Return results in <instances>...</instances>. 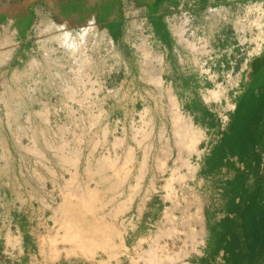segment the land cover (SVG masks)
<instances>
[{"label":"rangeland","instance_id":"obj_1","mask_svg":"<svg viewBox=\"0 0 264 264\" xmlns=\"http://www.w3.org/2000/svg\"><path fill=\"white\" fill-rule=\"evenodd\" d=\"M24 1L0 0V7ZM155 2L39 0L0 23L1 36L6 28L12 31L13 43L1 48L14 47L11 57L17 55L16 18L24 27L30 23L24 29L30 43L22 53L34 56L21 86L17 70L6 64L0 68V122L9 132L7 165L0 168V264H93L88 254L67 251L60 207L66 191H80L79 197L88 187L97 189L95 200L114 206L134 197L131 208L113 216L127 230L133 251L141 238L169 224L170 212L180 217L202 208L205 235L186 259L192 264L223 261L211 259L209 242L212 227L225 214L223 186L234 170L206 174L204 163L250 79V62L264 49V0H164L170 44L153 35L145 14ZM110 14L127 20L118 41L103 23ZM46 21H71L77 31L97 24L99 36L89 38L86 50L94 63L83 74L77 69L80 54L53 40L56 33L44 30ZM144 40L163 56L161 87L146 72L152 66L138 47ZM170 90L186 119L204 133L197 141L200 153L183 148L178 162L180 136L174 133ZM216 90L222 92L219 97L211 93ZM261 133L264 152V126ZM168 139L173 140L171 156ZM130 147L134 154L128 157ZM109 155L111 161L121 158L117 163L101 159ZM120 263L133 264L128 254Z\"/></svg>","mask_w":264,"mask_h":264},{"label":"bare ground","instance_id":"obj_2","mask_svg":"<svg viewBox=\"0 0 264 264\" xmlns=\"http://www.w3.org/2000/svg\"><path fill=\"white\" fill-rule=\"evenodd\" d=\"M44 21L45 20H42V22ZM45 23V31L56 33L53 34V40H57L62 47L71 51L72 54H80L79 60L81 61V67H78L77 69L80 68L79 70L81 71L78 72L79 70L75 69L77 70L76 72L80 75L83 74L88 65L90 68V64L94 63V61H92V58L86 50L89 38L92 35L99 36V28L97 24L92 26L88 25V27H84L81 31H77L73 28L75 23L73 24L71 21H65L62 23L46 21ZM258 24L262 25V21L260 20ZM11 32L12 31H9V29L6 28L4 35L1 36L0 34V50L4 46H10L13 43ZM103 36L105 37L106 34L104 33ZM138 47L142 49L144 55H146V59L148 60L147 63H149L148 66H152L148 69L149 71L147 70L149 67L147 65L145 67L148 76H151V78L160 84L161 87L163 85V56L160 53L153 52L152 47L147 40L141 42ZM13 49L14 47L9 50L0 51V67L11 57ZM147 56L149 58H147ZM74 61L76 62L77 60ZM211 93L214 96L219 97L222 92L216 90ZM168 94H170L169 97L172 98L173 102L171 103L174 104V111L172 110L174 112V115H172L174 121L173 119L172 121L176 126L174 129H177L174 133L176 132L175 134L180 136V139L176 142V146L179 150V157L177 159L178 162L179 159L184 158L183 148H189L191 153H200L197 141L204 136V133L201 129L194 127L191 120L186 119L183 115L180 104L176 96L172 93V90H170V93L168 92ZM170 108L172 109V107ZM162 134L164 135L163 132ZM178 135L176 136L179 138ZM172 141H169L166 146L168 150L170 149V156L174 151ZM133 152V147H130L129 154L127 153L128 157L133 155ZM102 158L103 161L106 160V163L111 161L109 160L111 159L110 155L107 157H101V159ZM119 158H121L120 155L115 156L114 161L111 162L117 163L119 162ZM147 158L148 156L146 154V161H148ZM145 159L143 163H141L143 166L147 163ZM73 160L76 164V161H79L78 158ZM100 162L101 160L99 159V164L102 165L105 163ZM185 163L188 167L193 169L190 162L186 160ZM177 170L176 168L175 170L173 169V171ZM194 170L196 169L194 168ZM75 171H78V168L75 169ZM175 177L177 178V176ZM175 177L174 180L176 179ZM172 179H170L168 185H166L167 188L171 186L173 182ZM138 185H140V183H138ZM96 190V188L88 187V189L85 190L86 192L80 194L81 196L79 197L77 195L80 191L77 193L73 190L71 192L66 191L64 194V199L60 207L63 209L62 212L64 215V239L69 242V246L67 248L68 252L80 251L85 253V255L88 254V257L92 258L93 264H121L120 262L123 254L130 255L133 264H192L187 261L186 258L190 255L195 245L197 246L200 240H203L202 238L205 235L206 218L202 208H197L198 210L195 212L187 213L180 217H174V215L171 216L172 212H170V214L168 211L169 218H166L169 219V224L166 225V227L161 226L155 235H151L149 238H141L133 251L126 242L125 235L127 230H125L121 225H118L117 218L115 219L113 216H117L119 213L131 208L134 197H128L129 200L120 202L119 204H116V202V205L114 206L112 201L101 200L100 202L96 199L99 201L96 202Z\"/></svg>","mask_w":264,"mask_h":264},{"label":"trees","instance_id":"obj_3","mask_svg":"<svg viewBox=\"0 0 264 264\" xmlns=\"http://www.w3.org/2000/svg\"><path fill=\"white\" fill-rule=\"evenodd\" d=\"M164 0H156L158 10ZM157 34L170 44L163 17L153 18ZM30 23H28L29 25ZM111 33L122 34V23ZM264 126V49L250 62V79L237 96L230 121L220 141L205 159L204 172L215 174L223 168L234 170L226 180L223 195L225 214L212 227L210 256L218 264H264V173L261 127ZM254 178V183L249 184Z\"/></svg>","mask_w":264,"mask_h":264},{"label":"crops","instance_id":"obj_4","mask_svg":"<svg viewBox=\"0 0 264 264\" xmlns=\"http://www.w3.org/2000/svg\"><path fill=\"white\" fill-rule=\"evenodd\" d=\"M145 14H147L150 18V21L152 22V19L154 18H158L161 16L163 17V6H161L158 10H153V8H149L147 7V9L145 10ZM121 21L122 23V34L121 36L117 37L115 35H113L111 33V31L109 30V28H107L108 33L110 34L111 38L113 41H118L122 35H124V31L126 30V26H127V20L124 19H116L115 22ZM104 23V22H103ZM101 23V24H103ZM153 24V23H151ZM153 35L156 38H159V40L161 42L166 43L163 38H161L157 32L154 30L153 31ZM29 36L28 33L26 32V30L24 29H19V27H17V55H13L12 57L9 58V60H7V62L5 63L7 65V69L13 68L15 71L17 70V86H21L23 83V80L27 79L29 77V74L32 72V67H30L28 64L32 62L31 59L34 58V56L32 55H25L23 54V50H25L28 47L29 44ZM167 44V43H166ZM4 64V66H5ZM3 66V65H2ZM2 66L0 68H2ZM19 96L20 98L24 101L25 100V96L26 93L22 92L20 90L19 92ZM26 103V102H24ZM27 104V103H26ZM20 108H23V110H26L27 108L25 106H20ZM31 110V108L29 109ZM9 132L6 129V125L4 120H1L0 122V151L4 152L3 154H0V168L4 167L7 165V158H6V154H5V150L7 149V146L5 144L8 143V136Z\"/></svg>","mask_w":264,"mask_h":264},{"label":"water","instance_id":"obj_5","mask_svg":"<svg viewBox=\"0 0 264 264\" xmlns=\"http://www.w3.org/2000/svg\"><path fill=\"white\" fill-rule=\"evenodd\" d=\"M39 0H25L19 4H14L13 6L0 7V14H6L9 17H14L18 10L27 8L28 6L36 3Z\"/></svg>","mask_w":264,"mask_h":264},{"label":"flooded vegetation","instance_id":"obj_6","mask_svg":"<svg viewBox=\"0 0 264 264\" xmlns=\"http://www.w3.org/2000/svg\"><path fill=\"white\" fill-rule=\"evenodd\" d=\"M162 6V5H161ZM160 6V7H161ZM149 8H152V6L151 5H149ZM97 15H98V13H97ZM8 15H6V14H0V23L2 22V21H5L6 20V18L8 19ZM30 19H32V14L30 15V18L27 20V22L30 20ZM116 19H119V18H116V17H111V14L109 15V18L108 19H106L105 21H104V23H106V25H107V28H109V30L110 31H112V28H114L115 29V27H116V25H115V20ZM16 21H17V25H18V27H19V29H26V30H28L27 29V25H28V23H27V25L24 27V25L23 24H21V23H19V21H20V19H18V18H16ZM103 22V21H102Z\"/></svg>","mask_w":264,"mask_h":264}]
</instances>
